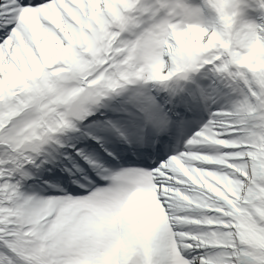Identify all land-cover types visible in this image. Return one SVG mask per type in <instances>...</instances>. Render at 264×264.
<instances>
[{"label": "snow or ice", "instance_id": "1", "mask_svg": "<svg viewBox=\"0 0 264 264\" xmlns=\"http://www.w3.org/2000/svg\"><path fill=\"white\" fill-rule=\"evenodd\" d=\"M0 264H264V0H0Z\"/></svg>", "mask_w": 264, "mask_h": 264}]
</instances>
